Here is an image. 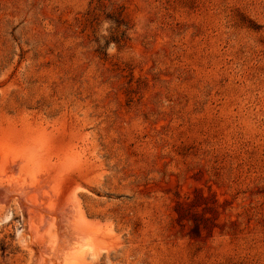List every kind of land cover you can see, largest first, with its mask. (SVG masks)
Masks as SVG:
<instances>
[{
  "label": "rangeland",
  "instance_id": "rangeland-1",
  "mask_svg": "<svg viewBox=\"0 0 264 264\" xmlns=\"http://www.w3.org/2000/svg\"><path fill=\"white\" fill-rule=\"evenodd\" d=\"M0 264H264V0H0Z\"/></svg>",
  "mask_w": 264,
  "mask_h": 264
},
{
  "label": "trees",
  "instance_id": "trees-1",
  "mask_svg": "<svg viewBox=\"0 0 264 264\" xmlns=\"http://www.w3.org/2000/svg\"><path fill=\"white\" fill-rule=\"evenodd\" d=\"M119 24V23H118Z\"/></svg>",
  "mask_w": 264,
  "mask_h": 264
}]
</instances>
